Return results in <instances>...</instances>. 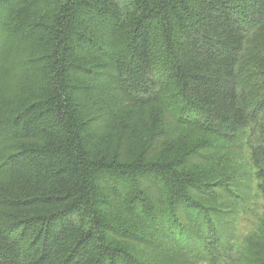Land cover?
<instances>
[{"label":"trees","instance_id":"16d2710c","mask_svg":"<svg viewBox=\"0 0 264 264\" xmlns=\"http://www.w3.org/2000/svg\"><path fill=\"white\" fill-rule=\"evenodd\" d=\"M18 69L23 96L0 109V145L29 143L1 159L0 264H140L110 242L126 232L105 209L117 199L157 230L147 180L173 219L178 205L198 210L192 192L207 184L188 153L92 152L104 86L228 142L249 129L264 196V0H0V84ZM206 232L213 254L221 237L213 223Z\"/></svg>","mask_w":264,"mask_h":264},{"label":"rangeland","instance_id":"374dc122","mask_svg":"<svg viewBox=\"0 0 264 264\" xmlns=\"http://www.w3.org/2000/svg\"><path fill=\"white\" fill-rule=\"evenodd\" d=\"M32 56L33 52L24 53L21 62ZM22 73L21 69L4 73L0 109L8 103L12 106L23 96L20 78H15H22ZM101 92V104L90 111L96 120L92 152L117 156L127 163L141 154L157 160L179 159L188 153L185 167L207 184L192 192L198 210L178 205L173 219L162 184L147 180L143 189L158 209L157 230L139 209L126 208L117 199L112 201L105 209L109 223L126 232V236L111 237L112 245L127 251L140 264H264V196L249 146V129H243L236 141L228 142L179 124L172 112L157 104L133 106L113 85L104 86ZM28 143L2 140L0 165L11 150ZM208 223L214 224L221 237L213 254L204 244ZM177 232L184 245L169 236ZM197 241L200 243L196 245Z\"/></svg>","mask_w":264,"mask_h":264}]
</instances>
